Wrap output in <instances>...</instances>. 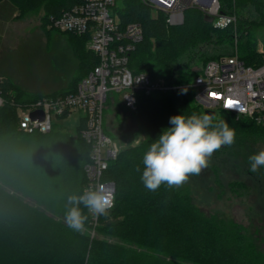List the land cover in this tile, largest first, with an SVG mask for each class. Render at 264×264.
<instances>
[{"label":"trees","instance_id":"16d2710c","mask_svg":"<svg viewBox=\"0 0 264 264\" xmlns=\"http://www.w3.org/2000/svg\"><path fill=\"white\" fill-rule=\"evenodd\" d=\"M78 2L0 0V14L8 18L14 13L11 5L23 13L43 9L41 27L47 39H66L74 63L58 94L73 92L98 64L87 48V37L47 28L50 16ZM219 2L223 13L237 15L236 26L217 29L196 7L184 11L182 24L169 26L166 14L155 13L140 0H121L113 9L120 25L137 23L143 28V40L130 54L131 70L153 80L191 84L208 61L234 53L236 38L244 64L262 65L264 57L257 47L258 38L264 41V0ZM0 93L4 100L0 108V264H264V254L241 228L205 216L187 190L162 184L149 191L141 182L143 154L163 129L171 127L170 117L205 114L193 88L138 97L131 115L139 132L149 137L121 150L110 163L105 178L115 184L114 206L100 216L94 237L91 214L83 205L88 216L84 232L74 231L65 221L67 197L83 192L85 166L90 162V147L80 137L83 123L74 134L59 124L50 136L24 134L19 130L18 106L42 96L25 94L5 77L0 79ZM219 114L213 123L224 119L236 137L244 131L264 130L250 118L237 119L224 110ZM105 236L120 242H109Z\"/></svg>","mask_w":264,"mask_h":264},{"label":"built area","instance_id":"2783aa9c","mask_svg":"<svg viewBox=\"0 0 264 264\" xmlns=\"http://www.w3.org/2000/svg\"><path fill=\"white\" fill-rule=\"evenodd\" d=\"M140 1L155 13L166 14L169 26L182 24L188 7L198 8L220 30L238 22L237 15L222 12L219 0ZM116 4L117 0H80L60 15L49 17L48 29L87 37V48L97 56L98 64L73 92L42 96L17 109L19 130L27 135L49 134L61 119L70 118L74 112L81 114L80 137L90 147L84 189L103 185L115 194L114 182L105 178L110 163L121 151L105 129L106 104L113 100L114 94H120L123 105L131 113L136 111L140 95L179 93L191 87L195 90V101L205 110H224L264 127V63L258 67L245 65L238 52V38L232 55L208 61L191 84L153 80L129 67L130 54L143 40V28L137 23L121 26L113 13ZM257 48L264 57L263 40H258ZM3 104L0 93V108ZM34 111L43 112V120L32 119ZM99 218L91 214L92 237Z\"/></svg>","mask_w":264,"mask_h":264},{"label":"rangeland","instance_id":"374dc122","mask_svg":"<svg viewBox=\"0 0 264 264\" xmlns=\"http://www.w3.org/2000/svg\"><path fill=\"white\" fill-rule=\"evenodd\" d=\"M120 1L117 0L118 5ZM11 6L15 13L5 39H0V78H9L27 95L58 94L74 63L66 39H47L41 27L43 9L23 13ZM114 96L121 107H111V102L106 104V130L120 150L135 147L145 141L149 133L139 132L137 121L131 117L133 112L123 107L120 94ZM80 116L74 112L70 118L61 119L59 125L74 134ZM262 149L264 130L241 132L233 145L215 152L209 166L199 175H191L181 188L189 192L193 204L205 216L238 226L264 254V168L250 172L248 160ZM103 238L112 243L120 242L109 236Z\"/></svg>","mask_w":264,"mask_h":264},{"label":"clouds","instance_id":"9594fccd","mask_svg":"<svg viewBox=\"0 0 264 264\" xmlns=\"http://www.w3.org/2000/svg\"><path fill=\"white\" fill-rule=\"evenodd\" d=\"M226 109H231L226 108ZM209 114L173 115L169 119L171 127L162 130L142 157L141 182L149 191H156L162 184L168 188H180L191 175H199L210 164L213 154L222 146L235 143L236 132L221 119L213 123ZM250 172L264 168V149L248 157ZM137 171L140 168L137 167ZM115 197L103 185L86 188L80 194L67 197L65 221L77 232L86 230L83 205L94 217L106 216L114 206Z\"/></svg>","mask_w":264,"mask_h":264},{"label":"crops","instance_id":"0c3cea01","mask_svg":"<svg viewBox=\"0 0 264 264\" xmlns=\"http://www.w3.org/2000/svg\"><path fill=\"white\" fill-rule=\"evenodd\" d=\"M14 13H15V11H14ZM14 13H13V15H14ZM13 15H12V17H13ZM11 18H8L7 16L0 14V39H5V35L7 33L8 26H9V22H10V19ZM116 100L117 99L114 97L113 100L110 101L111 102V105H110L111 107L112 106H116V105H118V106L121 107L120 103H118ZM122 105H123V103H122ZM123 107L125 108L124 105H123ZM131 117H132V115H131ZM107 124H108V122H107V115L105 114V128L106 129H107Z\"/></svg>","mask_w":264,"mask_h":264},{"label":"water","instance_id":"95a60500","mask_svg":"<svg viewBox=\"0 0 264 264\" xmlns=\"http://www.w3.org/2000/svg\"><path fill=\"white\" fill-rule=\"evenodd\" d=\"M205 114L212 115L213 117L216 116V112L212 110H205ZM31 118L32 119H38V120H43V112L41 111H34L31 113Z\"/></svg>","mask_w":264,"mask_h":264}]
</instances>
